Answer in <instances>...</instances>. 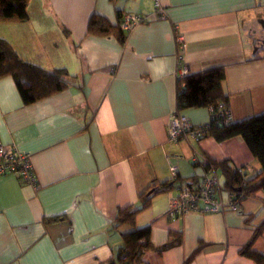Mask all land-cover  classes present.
<instances>
[{"label": "crops", "instance_id": "crops-1", "mask_svg": "<svg viewBox=\"0 0 264 264\" xmlns=\"http://www.w3.org/2000/svg\"><path fill=\"white\" fill-rule=\"evenodd\" d=\"M167 17L136 26L122 43L115 32L88 33L92 14L118 25L122 12L149 13L152 0H30L26 22H0L5 38L26 61L67 68L69 87L26 104L12 76L0 78V141L28 153L37 187L0 177V264H111L122 236L120 208L139 206L154 183L173 190L154 196L136 217L151 227L148 264H256L240 248L264 220V191L239 210L166 215L181 185L202 177L209 160L224 161L245 179L261 172L246 141L209 135L173 141L179 54L190 74L226 69L232 122L264 114V0H164ZM118 33V32H117ZM176 33L184 37L180 51ZM193 123L211 119L209 107L179 111ZM222 184V173L217 170ZM224 186V185H223ZM264 254V231L254 243Z\"/></svg>", "mask_w": 264, "mask_h": 264}, {"label": "trees", "instance_id": "trees-1", "mask_svg": "<svg viewBox=\"0 0 264 264\" xmlns=\"http://www.w3.org/2000/svg\"><path fill=\"white\" fill-rule=\"evenodd\" d=\"M30 0H0V22H26L30 19L28 10ZM115 32L123 43L126 35L120 25H112L107 19L92 14L88 23V33L108 35ZM118 32V33H117ZM12 76L26 104H30L53 95L72 85V77L67 68L45 69L40 65L24 60L14 47L0 36V78ZM226 69L223 66L213 67L201 73L190 74L179 80L177 94V111L187 108L213 107L221 102L229 104V94L224 91ZM209 135L223 141L235 136H241L249 146L252 154L261 163L262 170L254 177L245 179L239 169L229 161L209 159L205 164L206 171L220 170L224 179V187L245 198L254 196L256 192L264 191V114L255 115L240 122L220 124L218 118H211ZM177 180V179H176ZM176 180L154 183L140 194L139 206L130 205L118 210L116 225L130 224L133 230L123 234L122 244L118 249L115 261L111 264H148L142 259L147 250H163L181 242V235L172 233L168 241L158 247L151 241V227H137V215L148 208L154 196L171 191L176 186ZM264 231V220L256 228L251 238L240 248L239 253L264 264V254L254 249V243ZM201 243L187 264L203 247Z\"/></svg>", "mask_w": 264, "mask_h": 264}, {"label": "built area", "instance_id": "built-area-1", "mask_svg": "<svg viewBox=\"0 0 264 264\" xmlns=\"http://www.w3.org/2000/svg\"><path fill=\"white\" fill-rule=\"evenodd\" d=\"M153 10L149 13L133 11L122 12L119 25L125 32H129L136 26L152 20L165 19L167 17L164 0H152ZM176 39L180 51L184 48V37L176 33ZM179 80L189 75V67L184 57L179 54L178 59ZM211 118L216 117L220 124L232 121V115L227 103L221 102L215 109L210 107ZM211 120V119H210ZM168 137L173 141L200 142L209 136L211 121L207 123H193L185 114L174 113L168 125ZM171 180L179 177V168L171 166ZM14 175L21 181L33 184L37 187V179L28 153L20 151L14 142L4 143L0 141V177ZM245 196L237 192L227 190L220 179L216 169H211L202 177L181 185L178 194L172 199L166 215L176 218L192 211L223 213L228 210H239ZM12 264H18L16 262Z\"/></svg>", "mask_w": 264, "mask_h": 264}]
</instances>
